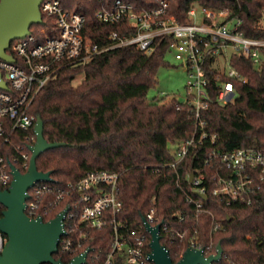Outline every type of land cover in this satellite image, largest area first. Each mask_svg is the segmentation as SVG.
Returning a JSON list of instances; mask_svg holds the SVG:
<instances>
[{
  "label": "trees",
  "instance_id": "1",
  "mask_svg": "<svg viewBox=\"0 0 264 264\" xmlns=\"http://www.w3.org/2000/svg\"><path fill=\"white\" fill-rule=\"evenodd\" d=\"M113 0H109L111 3ZM136 2L139 0H130ZM68 10L81 12L86 17L84 35L93 44L105 46L112 31L122 33L120 25L100 23L96 15L107 4L97 0H62ZM211 9H229L242 20L240 31L250 38H264V27L258 26L264 0H203ZM191 2L172 0V13L184 21ZM54 23L44 18L43 26ZM36 26H33L34 29ZM168 50L160 46L148 56L134 47L111 50L96 56L84 65L68 66L36 96L30 114L44 122V137L49 143L67 146L52 149L37 159L38 170L51 173L54 182L44 195L42 207L51 208L59 194L70 183L83 179L89 172L109 171L119 175L117 196L123 209L117 219L129 229H139L145 214L155 206L161 222L169 223L170 231L162 234L161 244L178 263L196 238L209 257L217 253L221 244L222 258L214 264H264V195L252 206L235 204L227 207L211 193L203 201V211L188 199L201 201L188 180V174L201 172L210 176L214 169L205 162L214 149L229 152L239 148L264 149V70L259 71L249 59L234 56L231 66L248 79L247 83L234 82L237 92L235 103L220 105L217 101L213 76L216 69L209 65L211 102L203 118L207 132L217 136L216 145L209 141L194 148L175 168L177 143L190 138L194 120L189 117L190 107L178 99H153L148 95L158 83L159 70L167 64ZM212 67V68H211ZM82 76L79 84L75 80ZM29 138V140H28ZM34 144L31 134L20 133L9 149L17 156L15 147L26 151ZM16 168L25 172L21 163ZM80 197L79 192L70 196ZM66 199L44 216V221L55 219L70 203ZM4 207L0 205V217ZM180 216L184 217L181 222ZM213 223L220 224L213 231ZM76 235H87L83 251L90 248L87 264H101L111 254L113 228L102 230L75 222ZM181 229L187 231L183 241ZM148 241L151 240L146 234ZM56 260L68 264L73 256L62 250ZM98 257L97 261H93ZM114 264H126L125 255L117 254Z\"/></svg>",
  "mask_w": 264,
  "mask_h": 264
},
{
  "label": "built area",
  "instance_id": "2",
  "mask_svg": "<svg viewBox=\"0 0 264 264\" xmlns=\"http://www.w3.org/2000/svg\"><path fill=\"white\" fill-rule=\"evenodd\" d=\"M97 1L107 4L97 13V20L120 25L122 29V33L112 31L105 46L93 44L84 35L86 17L83 13L66 9L62 0H44L40 5L43 24L44 18H53L54 23L48 27L43 24L34 29L31 27L29 35L13 41L6 53L14 58V63L0 58V85L4 83L8 87L7 90L0 88V191L8 190L13 182L12 165L21 163L25 172H20L27 173L32 157L30 148L26 151L22 145L16 146L17 156L13 157L9 155V149L20 133L31 134L34 144L30 147L35 145L37 119L30 114L31 106L41 90L65 67L84 65L115 49L134 47L151 56L160 46L167 47L168 54H173L189 74L183 103L189 105V117L195 125L193 135L177 143L176 162L170 165L172 168L185 160L192 149L208 141L212 145L217 143V136L207 132L208 124L203 118L211 102L209 65L216 69L213 81L220 105L235 103L238 95L234 82H248L231 66L234 56L249 59L259 71L264 70V38L245 36L240 31L242 20L229 9L214 10L206 7L203 0H185L191 2V7L184 21L172 13V0ZM258 26L264 27V8ZM205 166L215 172L210 176L201 172L188 174L189 182L191 175L194 176L190 184L201 200L188 199L195 204L197 214L204 212L203 201L208 193L227 207L235 204L252 206L264 195V149L239 148L229 152L214 149ZM118 181L119 175L114 172H89L80 181L70 183L66 190H59L51 208L42 207L41 201L52 188L48 182H40L29 190L25 212L31 219L41 217L44 220L52 209L70 199L64 219L66 234L60 241L65 253L74 259L84 252L87 235L84 232L76 235L75 222L97 230L110 225L114 232L112 250L101 264H114L115 257L122 252L126 264H155L151 260V240L148 241L146 235H150L146 224L153 228L159 225L161 236L169 233L170 225L160 221L158 210L153 206L145 214L139 229L127 228L117 219L123 209V202L117 196ZM73 192H79L80 197H65ZM199 195H205L206 199ZM180 220L182 222L184 217L180 216ZM212 227L213 231L221 228L217 223ZM186 234L185 229L178 232L181 241ZM6 242V236L0 232V253ZM190 243V247L203 250L196 238ZM98 259L94 257L93 261Z\"/></svg>",
  "mask_w": 264,
  "mask_h": 264
},
{
  "label": "water",
  "instance_id": "3",
  "mask_svg": "<svg viewBox=\"0 0 264 264\" xmlns=\"http://www.w3.org/2000/svg\"><path fill=\"white\" fill-rule=\"evenodd\" d=\"M44 0H0V58L14 63L13 57L6 53L11 43L30 34L33 26L43 24L40 5ZM236 22L233 23L232 28ZM7 90L6 84L0 85ZM36 143L30 147L32 157L27 173H21L14 165L13 182L8 190L0 191V205L4 207L0 219V232L7 242L0 253V264H65L56 260L61 238L66 234L64 219L68 208L55 219L45 222L43 218L31 219L27 216L26 202L29 190L40 182H54L51 173L38 170L37 159L46 151L65 147V143H49L44 137V122L37 119L35 126ZM194 176L191 175L190 182ZM203 200L205 195H199ZM151 235V260L155 264H214L221 260L223 249L217 246L216 255L206 257L203 250L189 247L178 263H174L169 250L161 244L160 226L153 228L146 224ZM91 249H86L68 264H86Z\"/></svg>",
  "mask_w": 264,
  "mask_h": 264
},
{
  "label": "rangeland",
  "instance_id": "4",
  "mask_svg": "<svg viewBox=\"0 0 264 264\" xmlns=\"http://www.w3.org/2000/svg\"><path fill=\"white\" fill-rule=\"evenodd\" d=\"M166 61L167 64L159 70L157 86L150 91L148 99L152 101L155 98L166 100L175 98L183 102L187 95L189 74L173 54H168ZM82 78L79 76L74 84H79Z\"/></svg>",
  "mask_w": 264,
  "mask_h": 264
}]
</instances>
